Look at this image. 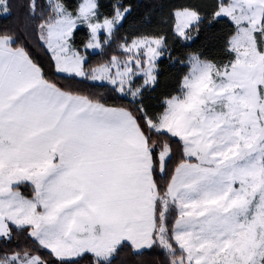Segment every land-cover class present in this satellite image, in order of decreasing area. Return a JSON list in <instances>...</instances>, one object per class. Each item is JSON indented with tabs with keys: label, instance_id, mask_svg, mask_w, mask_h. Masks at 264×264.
<instances>
[{
	"label": "snow or ice",
	"instance_id": "1",
	"mask_svg": "<svg viewBox=\"0 0 264 264\" xmlns=\"http://www.w3.org/2000/svg\"><path fill=\"white\" fill-rule=\"evenodd\" d=\"M18 6L0 0V17ZM22 7V24L0 25V264H117L125 250L264 264V0L175 6L125 37L121 0L108 14L100 0ZM168 63L187 70L162 91Z\"/></svg>",
	"mask_w": 264,
	"mask_h": 264
},
{
	"label": "trees",
	"instance_id": "2",
	"mask_svg": "<svg viewBox=\"0 0 264 264\" xmlns=\"http://www.w3.org/2000/svg\"><path fill=\"white\" fill-rule=\"evenodd\" d=\"M24 0H20V6L15 7L14 13L11 17L3 18L0 17V25H19L23 22L24 10H23ZM72 5H76L80 0H69ZM117 0H100V3L103 5L102 12L108 14L112 10V5L116 3ZM124 4L132 5L131 14L126 17V20L123 22L120 27L118 35L120 37L129 36L132 33H136L137 29L145 30H158L162 27V21L166 20V17L170 10L175 6L180 5H191L201 8L200 10L204 13L211 12L207 10L209 5L206 3V0H121ZM211 9V8H209ZM150 21V23H148ZM231 23L225 19L222 23L215 26V32L219 34L221 38H225L228 32L231 30ZM167 31V29H165ZM87 38V29H82L78 31L77 41H82ZM203 44V38H197V42L194 43L191 47H185L183 44L173 43L172 51L174 52V59L176 60H186L188 53L195 51L198 48H201ZM222 46V39L219 42H214L212 45L206 49V51L215 54V52ZM103 55H92L90 56V61L92 65H96L102 62ZM109 54L106 56V59L109 58ZM166 71L162 74L161 79L165 80V85L162 87V91H173L177 86V79L181 76L183 71H186V68L183 64H166ZM69 83V81H64ZM73 86L84 88L89 85V82L85 84H80L78 82H71ZM92 91L103 93L105 96L110 97V102L116 103H127V100L123 98H118L112 95L107 88L97 87L91 89ZM177 154V158H178ZM175 163V161L173 162ZM23 239L20 240V243H25ZM164 257L159 254V250L155 255H143L137 256L132 254L130 251L125 250L121 253L120 257L117 260V264H163Z\"/></svg>",
	"mask_w": 264,
	"mask_h": 264
},
{
	"label": "rangeland",
	"instance_id": "3",
	"mask_svg": "<svg viewBox=\"0 0 264 264\" xmlns=\"http://www.w3.org/2000/svg\"><path fill=\"white\" fill-rule=\"evenodd\" d=\"M207 2V4L209 5V7H208V9L207 10H211L212 11V9H213V7L215 6V4H216V0H206ZM194 7H196V6H194ZM209 8H211V9H209ZM199 9H201V8H199ZM166 17H168V15L166 16ZM148 31H151V30H148ZM130 35H134V33H132V34H130ZM129 35V36H130ZM115 51V46H113V48H108L107 46H105V48H104V50L103 51H101V50H95L94 52L92 51V50H90V52H91V55L90 56H92V55H96V54H98V55H103L102 56V62H104V61H106L107 59H106V56L109 54V55H111L113 52ZM183 66L186 68V70H187V65L186 64H183ZM89 83H91V82H89Z\"/></svg>",
	"mask_w": 264,
	"mask_h": 264
}]
</instances>
